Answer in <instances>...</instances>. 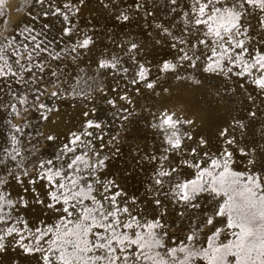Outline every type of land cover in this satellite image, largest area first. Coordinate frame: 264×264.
<instances>
[{
  "label": "snow or ice",
  "instance_id": "6c2138e0",
  "mask_svg": "<svg viewBox=\"0 0 264 264\" xmlns=\"http://www.w3.org/2000/svg\"><path fill=\"white\" fill-rule=\"evenodd\" d=\"M84 2L34 0L38 12L28 15L48 22L17 25L0 39V262L264 264V132L247 138L264 123V0H163L152 8L134 0L135 13L155 17L151 52L170 49L173 58L150 59L146 45L128 39L94 68L77 64L96 43L77 31ZM118 2L101 0L105 8ZM130 19L126 8L116 15ZM69 63L75 75L64 71ZM108 77L116 78L110 89ZM169 78L195 90L219 78L235 85L226 91L243 90L245 107L193 135L197 118L168 106ZM145 90L161 98L160 109L138 110L134 97ZM58 100L83 109L80 127L59 141L32 123L59 112ZM101 104L105 118L96 115ZM141 121L154 142L127 145V133L144 131ZM44 142L52 148L44 151ZM130 180L143 192H130Z\"/></svg>",
  "mask_w": 264,
  "mask_h": 264
},
{
  "label": "rangeland",
  "instance_id": "374dc122",
  "mask_svg": "<svg viewBox=\"0 0 264 264\" xmlns=\"http://www.w3.org/2000/svg\"><path fill=\"white\" fill-rule=\"evenodd\" d=\"M74 2H76V0H74ZM105 2H108V0H105ZM141 2L145 3L146 8H152L154 3L162 5L163 0H141ZM125 8L128 9L131 19L127 24H122L120 21L116 20V15L118 11ZM143 11L142 9L140 13L134 12V0H119L118 5L110 6L109 8H105L101 0H85L84 5L80 6L78 16L75 17L74 20L77 21L78 24L77 31H88V34L94 37L96 43L90 50H83L82 59L77 62L79 67L94 68L96 60L101 58L102 53L104 55H110L116 51L122 52V49L117 48V42L128 39H135L141 42L142 45H146L147 50L144 52V55H148L150 59L153 55H155L157 61L172 59L174 52L170 49L164 48L159 50L158 53L151 52L152 36H150L149 33L155 35L152 28L155 17H146ZM3 12L5 15L0 16V33H2L0 39H3V36L14 34L17 25H20L22 28L23 24H33L39 30L44 23L48 22L43 17H40L39 21L35 22L28 15L29 12H32L33 15L38 12L34 0H5ZM160 15L161 18H163V11L160 12ZM5 19L8 21L6 26L2 23ZM57 27H59V25H57ZM52 34H56V29L52 30ZM125 60H127V57H125ZM64 71L71 72L75 75L78 68L76 65L69 63ZM197 76L199 78V74H197ZM115 81V77H108L105 79L104 83L110 89ZM183 84L184 82L176 81L174 78H169L164 81V85L169 88L171 94L168 99V106L173 110L177 108L181 109V112L186 117L192 116L193 118H197V123L200 127L193 131V135H196V132L207 131L208 128H214L223 118L229 117L230 115H237L239 110L245 107L246 101L244 97L239 94V92L243 90H238L237 92L226 91L227 88L235 87V85L220 83L219 78H209L199 87V90H195L194 87H184ZM120 86L123 87V84ZM218 90L219 94H217ZM109 95L114 94L109 91ZM44 101L50 105L52 103L48 101L47 98H44ZM160 101V97L153 96L151 93H147L146 90L142 92L141 95L134 97V103H136L138 110L151 108L152 111H157L161 107ZM73 104L77 106L73 107ZM56 106L59 107V112L49 113L47 121H37L33 119L32 123L45 134L51 133L57 135L59 141L64 138L63 134L67 133L69 129L75 130L80 127V123L83 119L81 115L83 109L82 105L74 100H58L56 101ZM262 107H264V105H262ZM147 114L146 111H140L141 116ZM36 115V113L32 114L33 117ZM96 115L100 118L106 117V109L103 108L102 104L98 106ZM107 118L110 119V117ZM146 123L147 121H141L139 125L140 128L144 129V124ZM262 132H264V123L256 121L255 127L252 128L247 138L251 140L252 134L254 133L255 138L260 140ZM144 133L149 134L145 136ZM150 133V128L144 129V131L139 134H135V130L133 129V132L126 134L127 145L135 147L138 143L141 147L151 146L154 142V138ZM40 139L42 140V138ZM44 143L46 145L44 151H48L52 148L51 143ZM127 145L122 144V151L127 152ZM115 164L116 168L124 166L123 162L119 160L116 161ZM234 167L236 166L234 165ZM129 184L131 186L130 192H136L137 188L140 189V192H143V186L139 184L138 181L130 180ZM224 238V234H222L221 239ZM0 264H9V262L3 261L0 262Z\"/></svg>",
  "mask_w": 264,
  "mask_h": 264
},
{
  "label": "bare ground",
  "instance_id": "6f19581e",
  "mask_svg": "<svg viewBox=\"0 0 264 264\" xmlns=\"http://www.w3.org/2000/svg\"><path fill=\"white\" fill-rule=\"evenodd\" d=\"M142 24V23H141ZM134 28V27H133ZM137 28V27H136ZM138 30V29H137Z\"/></svg>",
  "mask_w": 264,
  "mask_h": 264
}]
</instances>
